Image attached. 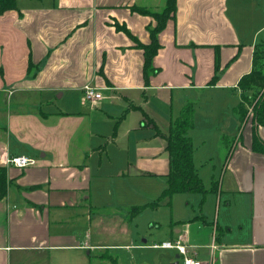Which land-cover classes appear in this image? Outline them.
<instances>
[{
	"label": "crops",
	"instance_id": "1",
	"mask_svg": "<svg viewBox=\"0 0 264 264\" xmlns=\"http://www.w3.org/2000/svg\"><path fill=\"white\" fill-rule=\"evenodd\" d=\"M164 3L16 0L0 14V167L9 181L0 196V264H67L68 254L104 248L96 227L127 234L137 216L131 210L141 205L120 209L118 201L142 202L141 179L164 178L166 187L161 135L188 102L199 107L194 123L203 113L214 129V153L198 161L221 165L211 199L216 218L182 221L172 213L169 238L151 247L175 253L170 264H182L181 256L159 244L178 239L202 264H264V154L251 150L250 125L238 126L241 140L228 154L219 140L230 116L218 125L210 118V108L221 113L240 101L237 82L251 69L254 45L264 42V0H176L174 20L158 34V71L145 81L143 51L114 24L148 44L154 22L130 8L157 11ZM216 58L220 73L208 85ZM87 85L101 98L85 100ZM257 134L264 141V127ZM13 156L32 164L8 165Z\"/></svg>",
	"mask_w": 264,
	"mask_h": 264
},
{
	"label": "rangeland",
	"instance_id": "2",
	"mask_svg": "<svg viewBox=\"0 0 264 264\" xmlns=\"http://www.w3.org/2000/svg\"><path fill=\"white\" fill-rule=\"evenodd\" d=\"M160 9L161 7H159L158 10ZM234 95L236 96L237 92ZM206 99L209 100V95ZM228 106L229 104L226 105L224 111L221 113L218 111V106L214 109L210 108L211 110H214V112H211L210 118L213 125L221 124L219 119H221L222 114L227 112L225 116L228 115L230 117L227 119L226 125H223V129L220 130V137L225 134L228 135L229 138H234V135H236L238 130V117L233 113V105L231 107ZM198 108L199 107L194 106V110H197ZM204 117L205 114H198V119L193 125V130L191 129L192 132H190L191 130L189 131V135L191 134L190 138L193 144V153H196L193 155V165L202 180L204 188L208 192L203 195L199 193H178L168 199L167 197L163 198L161 196L162 191L165 188L164 178L152 177L147 178V180H138L141 184L137 188L142 193H138L135 187L133 188L134 192L142 196L143 201H132V204L129 205H124L122 201H118L122 205L116 206L117 208L125 209L131 205H141L140 207L142 210L131 221V223H129V226L127 225V228L123 226L127 230V234H125L124 230L118 229V227L116 230H110L108 224L103 225L101 228L96 227V231H100L97 233V236L99 240H101L100 243L104 248H92L90 251H88L89 249L84 250L80 253V258L68 254L67 264H77L79 262V264H99V256L101 253L105 252L109 255L115 256L117 264H170V260H174L175 253L154 249L151 245L152 242H161L169 238L171 233L170 223L171 220H174L172 213L175 217L180 216L182 221L193 218L194 216L204 215L207 223L211 224L214 222L218 207L215 206V203H213L211 199H213L214 196H217L215 192L218 191L221 180L220 175L222 172L221 165L216 164L215 159L214 164H204V161L208 162L210 160L208 158L202 162L198 161L202 160L200 158H202L207 152L213 154L215 146V143L213 142L214 129L211 125H204ZM214 118H217L218 120L215 121ZM232 120H235L237 124L232 131L228 133L226 130ZM247 121L248 123L243 127L250 125V115ZM243 127L239 128L240 132L243 131ZM167 130L168 126L164 130L165 134ZM219 144H221L220 140ZM237 144H239V142H237ZM237 144H235V146ZM223 148L224 147L221 145V149ZM229 149L227 148V151ZM212 184L216 187L215 191L213 190V194L210 193L212 191H209ZM144 203L146 205H144ZM220 218L221 217H219V220ZM89 232V242L92 244L97 242L98 238L95 237V226L91 227ZM143 239L146 240V243H142ZM125 246H127V248H125Z\"/></svg>",
	"mask_w": 264,
	"mask_h": 264
},
{
	"label": "trees",
	"instance_id": "3",
	"mask_svg": "<svg viewBox=\"0 0 264 264\" xmlns=\"http://www.w3.org/2000/svg\"><path fill=\"white\" fill-rule=\"evenodd\" d=\"M176 0H165L164 6L160 10H149L132 6V12L151 18L154 25H148L149 43L142 44L125 26H119L115 23V28L123 32L127 37L131 38L136 47L143 51V78L145 81L151 75L158 71L152 66L153 57L161 47L158 41V34L163 31L169 20H174ZM16 8V0H0V14L6 10ZM237 54L233 57L234 60ZM250 71L243 75L237 82L236 90L240 94L239 103L233 108V113L238 117V126L243 127L248 123L247 119L250 115V126L252 131L251 150L255 153L264 154V141L258 136L257 128L264 127V42L257 43L253 47ZM31 62L28 63V69ZM219 63L216 58L214 75L210 79L208 85H214L219 71ZM194 103H186L180 110L178 116L169 122L166 134L161 133L165 140V152L168 156L169 170L166 174V187L162 191L161 196L171 197L178 193H199L208 192L197 174L193 165V144L189 135V131L194 125ZM148 123V121H147ZM150 125V124H148ZM151 126V125H150ZM152 126L154 128L153 122ZM241 133L234 138L228 135L221 137V145L230 150L241 139ZM9 181L7 180L5 167H0V196H4ZM215 185L212 184L209 191H215ZM154 205V204H152ZM142 210L141 207H134L131 210V217H134ZM99 264H116V259L103 253L99 256Z\"/></svg>",
	"mask_w": 264,
	"mask_h": 264
},
{
	"label": "built area",
	"instance_id": "4",
	"mask_svg": "<svg viewBox=\"0 0 264 264\" xmlns=\"http://www.w3.org/2000/svg\"><path fill=\"white\" fill-rule=\"evenodd\" d=\"M83 98L93 102L100 99L101 94L96 90V88L87 85L83 88ZM7 164L18 168H25L32 164V160L25 156H13L7 160ZM159 246L166 249H175L182 258V264H202V262L197 260L193 254L189 253L187 247L182 244L180 239L173 242H162ZM213 248L214 246L211 249V254Z\"/></svg>",
	"mask_w": 264,
	"mask_h": 264
},
{
	"label": "water",
	"instance_id": "5",
	"mask_svg": "<svg viewBox=\"0 0 264 264\" xmlns=\"http://www.w3.org/2000/svg\"><path fill=\"white\" fill-rule=\"evenodd\" d=\"M235 121H230V125H229V127L227 128V131L228 132H231L232 131V129L235 127ZM176 258H177V256H175ZM173 264H177V262H175V263H173Z\"/></svg>",
	"mask_w": 264,
	"mask_h": 264
}]
</instances>
